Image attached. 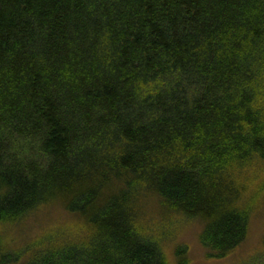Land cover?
<instances>
[{
    "label": "trees",
    "instance_id": "obj_1",
    "mask_svg": "<svg viewBox=\"0 0 264 264\" xmlns=\"http://www.w3.org/2000/svg\"><path fill=\"white\" fill-rule=\"evenodd\" d=\"M257 221L264 0H0V264H264Z\"/></svg>",
    "mask_w": 264,
    "mask_h": 264
},
{
    "label": "rangeland",
    "instance_id": "obj_2",
    "mask_svg": "<svg viewBox=\"0 0 264 264\" xmlns=\"http://www.w3.org/2000/svg\"><path fill=\"white\" fill-rule=\"evenodd\" d=\"M256 226L254 227V233L256 234L257 237L261 236L264 232V228L261 227V222L257 221L256 222ZM195 237L193 235V232L192 231H186L184 234H183V240L185 242H189L190 244H192L191 246V255L196 258V257H199V259L201 258V249L199 248V246L197 245L196 241L194 240ZM194 240V241H193Z\"/></svg>",
    "mask_w": 264,
    "mask_h": 264
}]
</instances>
